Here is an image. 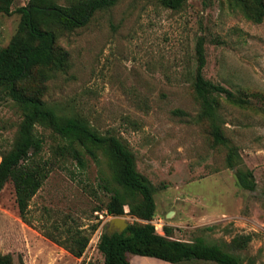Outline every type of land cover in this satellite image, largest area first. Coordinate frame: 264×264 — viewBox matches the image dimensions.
<instances>
[{
  "label": "rangeland",
  "instance_id": "374dc122",
  "mask_svg": "<svg viewBox=\"0 0 264 264\" xmlns=\"http://www.w3.org/2000/svg\"><path fill=\"white\" fill-rule=\"evenodd\" d=\"M29 1L15 0L12 15L0 13V49L18 35L17 11ZM78 1L51 0L61 6ZM54 30L58 47L69 55L68 66L51 72L44 100L61 115L82 116L100 132L115 134L132 150L138 171L155 189L156 212L149 222L156 231L166 235L169 227L174 239L200 237L209 243L251 234L247 253L264 263V21L248 20L229 0H185L178 10L160 0H119L97 10L82 28ZM201 38L205 77L255 104L243 109L222 96L219 109L242 166L254 173L253 191L238 184L225 148L213 145L208 124L199 117L193 81ZM22 120L20 106L0 88V151L12 148ZM38 131L44 140L39 158L52 163V171L30 202L29 224L20 217L13 183L6 184L0 199L1 253L13 264H104L98 243L110 233L113 218L105 210L111 195L105 186L113 184L108 160L100 153L98 165L85 154L83 169L60 149L66 144L61 137L50 129ZM119 217L128 225L147 223L130 215L127 206ZM76 232L89 238L79 258L64 248L73 245Z\"/></svg>",
  "mask_w": 264,
  "mask_h": 264
},
{
  "label": "trees",
  "instance_id": "16d2710c",
  "mask_svg": "<svg viewBox=\"0 0 264 264\" xmlns=\"http://www.w3.org/2000/svg\"><path fill=\"white\" fill-rule=\"evenodd\" d=\"M15 0H0V13L12 15ZM119 0H80L69 6L54 4L51 0H30L18 9L21 23L18 35L7 48L0 49V88L23 111L17 138L7 152L0 151V199L8 182L16 193L19 214L28 223L30 202L42 188L52 171V163L39 156L44 140L38 128L50 129L66 144L62 151L71 153L80 167L86 169L84 155L88 154L98 165L100 153L108 160L113 184L106 185L111 194L105 210L108 216H122L125 207L129 214L147 223L129 224L121 233L104 232L98 250L104 264H132L129 255L155 258L171 264H264L247 253L251 234L235 236L230 243H209L204 238L187 242L173 238V229L164 227L166 235L159 234L152 221L156 212L154 186L142 175L132 150L115 134L102 133L79 115H61L44 100L46 82L51 72L68 66V53L57 45L55 27L74 31L88 24L97 10L114 7ZM233 8L254 23L264 21V0H229ZM167 8L178 10L185 0H160ZM204 39L195 48L197 67L193 81L194 94L201 105L199 117L208 124V132L215 147L226 150L228 168L236 169L238 184L246 190H255L254 173L244 168L240 149L226 135L219 109L221 97L239 108L255 109L250 98L229 90L207 79ZM29 224V223H28ZM213 228V227H208ZM73 245L64 246L73 256L81 257L89 238L80 232L72 235ZM0 264H13L10 255L0 250Z\"/></svg>",
  "mask_w": 264,
  "mask_h": 264
},
{
  "label": "water",
  "instance_id": "95a60500",
  "mask_svg": "<svg viewBox=\"0 0 264 264\" xmlns=\"http://www.w3.org/2000/svg\"><path fill=\"white\" fill-rule=\"evenodd\" d=\"M169 215H172V214H169ZM110 226H111L110 233H112L114 228H117L119 230V233H121L128 227V223L126 222L124 218L116 216L111 219Z\"/></svg>",
  "mask_w": 264,
  "mask_h": 264
},
{
  "label": "crops",
  "instance_id": "0c3cea01",
  "mask_svg": "<svg viewBox=\"0 0 264 264\" xmlns=\"http://www.w3.org/2000/svg\"><path fill=\"white\" fill-rule=\"evenodd\" d=\"M153 259H155V258H153ZM166 263H168V262H166ZM168 264H171V263H168Z\"/></svg>",
  "mask_w": 264,
  "mask_h": 264
}]
</instances>
